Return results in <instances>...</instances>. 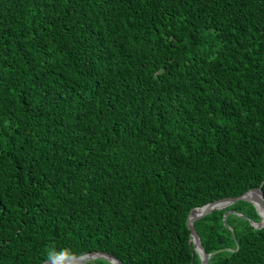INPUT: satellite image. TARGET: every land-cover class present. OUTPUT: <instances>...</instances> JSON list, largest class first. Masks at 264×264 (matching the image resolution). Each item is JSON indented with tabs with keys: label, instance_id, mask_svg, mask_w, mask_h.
Listing matches in <instances>:
<instances>
[{
	"label": "trees",
	"instance_id": "obj_1",
	"mask_svg": "<svg viewBox=\"0 0 264 264\" xmlns=\"http://www.w3.org/2000/svg\"><path fill=\"white\" fill-rule=\"evenodd\" d=\"M260 186L264 0H0V264H201L191 210ZM261 220L199 219L209 264H264Z\"/></svg>",
	"mask_w": 264,
	"mask_h": 264
},
{
	"label": "water",
	"instance_id": "obj_2",
	"mask_svg": "<svg viewBox=\"0 0 264 264\" xmlns=\"http://www.w3.org/2000/svg\"><path fill=\"white\" fill-rule=\"evenodd\" d=\"M239 200L249 201L255 205L262 217V220L260 222L251 221V223L257 228L264 227V192L262 190V186L253 188L236 197H224L213 202H209L203 206L195 207L189 213L187 225L191 231V240L194 243L195 250L201 257V264H209V259L212 254L206 251L202 242V237L195 228V223L210 212L224 209ZM99 257L107 258L114 264H125L121 259L117 258L113 254L104 251H93L77 257H67L64 259L62 264H92L90 260ZM38 264H50V261L48 259Z\"/></svg>",
	"mask_w": 264,
	"mask_h": 264
},
{
	"label": "clouds",
	"instance_id": "obj_3",
	"mask_svg": "<svg viewBox=\"0 0 264 264\" xmlns=\"http://www.w3.org/2000/svg\"><path fill=\"white\" fill-rule=\"evenodd\" d=\"M69 253L70 250L67 248L57 250L55 247H53L47 251L46 255L50 261V264H62L65 257L69 255Z\"/></svg>",
	"mask_w": 264,
	"mask_h": 264
}]
</instances>
